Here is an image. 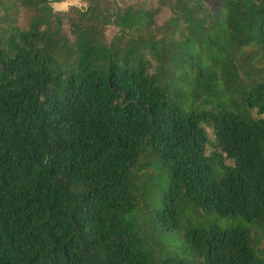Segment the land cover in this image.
Returning a JSON list of instances; mask_svg holds the SVG:
<instances>
[{"label":"trees","instance_id":"trees-1","mask_svg":"<svg viewBox=\"0 0 264 264\" xmlns=\"http://www.w3.org/2000/svg\"><path fill=\"white\" fill-rule=\"evenodd\" d=\"M54 1L0 0V264H154L129 220L147 158L174 170L166 229L180 199L252 224L158 264H258L264 0Z\"/></svg>","mask_w":264,"mask_h":264},{"label":"rangeland","instance_id":"rangeland-1","mask_svg":"<svg viewBox=\"0 0 264 264\" xmlns=\"http://www.w3.org/2000/svg\"><path fill=\"white\" fill-rule=\"evenodd\" d=\"M56 11H66L71 6L85 7L82 0H65L52 3ZM117 29L113 26L106 31L108 40L116 34ZM206 106L193 104L184 106L187 112H200ZM207 128L208 150L211 145L213 133L209 126ZM229 163L231 161H228ZM218 167H215V173ZM174 170L165 165L161 160L145 159L143 165L136 170L132 184L137 191V198L141 200V205L135 213L133 230L138 234V242L135 245L149 257L151 263L158 264L167 258H180L193 260L194 256L188 249L185 234L190 230L210 229L217 226L221 229H228L234 226L252 228L240 216H222L208 209H197L191 201L180 199L178 201V225L173 229H166L158 220L157 215L163 207V198L169 190L170 182ZM255 237L254 246L258 252V264H264V222L255 224L253 227Z\"/></svg>","mask_w":264,"mask_h":264}]
</instances>
